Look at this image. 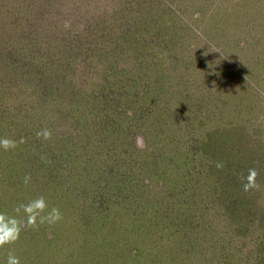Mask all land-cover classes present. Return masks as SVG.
I'll return each mask as SVG.
<instances>
[{"label":"trees","instance_id":"1","mask_svg":"<svg viewBox=\"0 0 264 264\" xmlns=\"http://www.w3.org/2000/svg\"><path fill=\"white\" fill-rule=\"evenodd\" d=\"M99 1L102 3L85 9L89 0H79L78 4L71 0L66 5L63 0H0V126L5 124L9 138L25 139L20 145L27 155L22 168L36 169L35 174L52 178L54 190L64 185L63 171L91 173L96 159L95 164L105 165L98 169L100 175L93 181L92 204L99 209L97 216L137 219L136 214L126 211L128 205L121 206L122 215L109 210L112 199L108 196L130 189L127 186L152 183L147 182L151 175L143 172L144 168L151 171L155 167L144 161L145 152L135 142L132 146V126L121 127L119 122L125 113H130L126 114L128 121L142 120L146 125L147 113L151 117L149 128L156 130L152 138L164 141L165 137L171 145L167 149L169 161L178 156L180 161H173L177 167L189 163V159L200 162L189 167L187 173L185 168H178L183 173L178 191H190L188 205L174 207L177 199L172 202L167 196V217L162 213L158 216L167 218V252L173 249L172 254H176L189 244L198 249L196 236L208 229L205 222L199 221L201 196L213 193L225 215L238 220L228 223L230 231L247 236L254 230L258 236L252 248L253 260L248 264H264V221L255 225L254 221H242L237 213L241 205L255 202L253 192L243 190L240 177L249 168H256L259 180L264 170V145L255 149L247 145L253 141L257 145L264 137L259 131L237 132L230 123L234 133L230 128L228 134L236 141L228 139L222 132L227 129L212 124L218 113L217 102L211 99L216 91L205 107L196 108L191 98V90L207 88L191 78L198 74L201 80L198 68L204 66L190 55V40L184 37L187 27L179 29L175 18L177 12L188 14L195 1L199 7L203 4L198 13H204L207 0ZM242 10L243 14L254 13L264 33V0H255L252 6L246 4ZM66 21L71 23L70 28H65ZM191 35L190 29L188 36ZM166 86H170L168 90ZM172 86L177 87L178 96L171 93ZM156 92L162 104L156 102ZM225 93L228 99V91ZM141 100L144 102L139 104ZM235 107L239 108L238 113L243 110L241 102L230 106ZM208 114L206 122H212V126L204 124L203 133H195L194 118ZM44 128L55 132L49 141L36 137V132ZM119 130L122 136H117ZM174 149L177 154L170 155ZM155 156L153 160L161 159L160 155ZM218 162L224 167L217 168ZM167 179L170 181L169 175ZM179 239L184 242L182 248ZM174 257L179 258L172 255L167 260L174 261ZM204 258L207 262L209 257Z\"/></svg>","mask_w":264,"mask_h":264},{"label":"rangeland","instance_id":"2","mask_svg":"<svg viewBox=\"0 0 264 264\" xmlns=\"http://www.w3.org/2000/svg\"><path fill=\"white\" fill-rule=\"evenodd\" d=\"M63 1L65 5L71 3V0ZM72 1H76V4L80 3L79 0ZM254 1L207 0L204 13H198L203 4L199 7L200 3L195 1L188 14L183 15L177 12V18H175L179 29L187 27L184 28L185 33L187 31L184 37L190 40V44L187 42V49L191 51L190 55L204 66L198 68L201 80L198 74L191 77L196 79L199 85L203 83L201 85L203 88L207 87L199 91H190L195 107H205L206 101L210 99L209 96L216 91L211 95V99H215L213 103L217 102L218 113H215L217 120L211 123L218 124V128L227 129L226 132L222 131L224 136L234 141L236 138L231 134L234 138L232 139L228 134L229 129L231 128L230 131L233 129L229 126L230 123L235 126L234 129L237 132L253 134V131H259L264 137V33L261 21L254 19L256 18L253 16L254 13L241 12L242 8H246V4L252 6ZM96 2L102 3L99 0H91V2L89 0V3L85 4V9L94 8ZM163 7L167 18V2L163 4ZM190 29L193 36L189 37ZM201 64L198 66L200 67ZM155 74L158 75L159 71ZM205 82L211 85L206 86ZM226 91L229 94L228 99L224 96ZM165 92L166 90L162 97L165 96ZM171 93L174 97L178 96L176 86H172ZM0 97L2 98L3 95ZM143 102L144 100H141L139 104ZM156 102L162 104L161 97L158 95ZM234 102L242 103L243 110L240 113H238V107L230 108ZM183 107L185 110L187 106ZM192 112L191 115L194 116L195 112ZM126 114L130 113L122 116L119 121L121 127L132 126V146L134 142L137 145L138 137L142 138L144 146L137 147L145 152L144 161L152 163L155 168H151V171L148 167L144 168L143 173L148 172L151 175V178L147 177V182L150 180L151 184L134 186V188L127 186L130 189L108 196L112 199L109 201V210L113 212L114 209L119 211L117 214L122 215L123 207L121 206L124 205L126 208L128 205L129 208L126 211L136 214L137 219H130L128 216L122 218L116 216L114 219L97 216L99 209L92 204V200L95 199L93 181L100 175L98 169L105 165L95 164L96 159H94V165L92 161L90 163L94 169L91 173L75 171L69 174L63 171L64 185L61 189L52 190L51 183H55L52 178L44 179L42 175L39 176L33 172L36 169L30 171L27 167L22 168L27 158V155L24 156V147L19 145L15 150L9 151L0 148V212L16 215L14 212L16 206L38 196H44L49 203V208L57 207L63 215V220L59 223L52 226L45 224L38 230L26 229L21 233L20 240L16 244L0 248V264H6L9 251L20 258L21 264H222L223 262L224 264H248L252 262V256H254L252 248L257 241V234L252 230L247 236H240L238 232L230 231L227 228L230 221L238 220L236 216L225 215L221 204L215 200L216 194L213 193L201 196L202 207L199 208V221L205 222L208 229L196 236L199 240L198 249L191 248L190 244L182 248L184 242L179 239L178 245L181 243L182 250L172 254L173 249L170 248V243L168 249L171 250L167 252V218L158 216L162 213L167 217V196H170L172 202L177 199L174 207L184 208L188 205L186 200H189L190 191L181 190L180 193L178 191L179 181H183V173L178 168H185L187 173L189 167L200 162L196 158L189 159V163L177 167V163L173 161L179 160L178 156L170 161L167 158V149H170L171 145L167 143L165 137L162 138L164 141H156L152 138L156 130L149 128L151 117L145 113L146 125H143L142 120L128 121ZM208 116L209 114L197 120L194 118L195 133L202 134L204 124H208L207 127L212 126L209 125L210 122H206ZM0 130L1 137H8L5 133V124L2 123ZM231 133L234 132L231 131ZM122 134L121 131L117 136ZM145 137H148V140L145 141ZM149 139L152 141L149 142ZM151 143L154 146L148 148ZM255 144L256 142L253 141L247 146L255 149L264 145V138L260 143ZM174 151L175 149L170 155L177 154ZM155 155H160L161 159L153 160ZM247 174L248 172L244 175L247 176ZM262 174L257 180L260 188L248 191L249 194L253 192L255 202L250 205H241L240 213L237 212L242 221H254L255 225L264 221V170ZM26 175L31 176V181L27 185L24 183ZM167 175L170 176V181ZM184 178L189 181L188 177ZM233 190L236 191L237 188ZM88 215H93V218H87ZM163 227L166 228L163 229ZM172 243L176 244L177 241ZM172 255L179 258L174 257V261H169ZM204 257H209L207 262Z\"/></svg>","mask_w":264,"mask_h":264},{"label":"clouds","instance_id":"3","mask_svg":"<svg viewBox=\"0 0 264 264\" xmlns=\"http://www.w3.org/2000/svg\"><path fill=\"white\" fill-rule=\"evenodd\" d=\"M65 28H70L71 23L66 21ZM52 131L48 128L41 129L36 132L37 139L49 141L52 139ZM25 139L21 137L18 141L0 137V148L5 151L15 150L19 145L25 143ZM137 146L143 147L142 138H137ZM217 168H223L222 163H217ZM259 172L256 168H249L247 176H241L244 191L258 190L260 185L257 183ZM31 181V176L24 177V183L27 185ZM16 215H9L0 212V248L16 244L21 237V233L26 229L38 230L42 225H55L63 220V215L57 207L49 208V203L44 196H38L29 200L27 203H21L15 207ZM6 264H21L20 258L14 252L9 251Z\"/></svg>","mask_w":264,"mask_h":264}]
</instances>
